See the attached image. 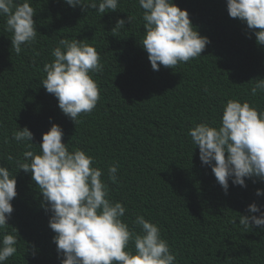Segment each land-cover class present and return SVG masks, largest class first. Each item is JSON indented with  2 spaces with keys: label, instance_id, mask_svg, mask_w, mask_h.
<instances>
[{
  "label": "trees",
  "instance_id": "1",
  "mask_svg": "<svg viewBox=\"0 0 264 264\" xmlns=\"http://www.w3.org/2000/svg\"><path fill=\"white\" fill-rule=\"evenodd\" d=\"M173 2L188 11L210 43L200 57L159 71L152 70L140 44L145 33L138 0H120L117 11L104 15L63 0H31L36 42L19 55L11 48L6 17L0 16V166L17 178L14 211L3 231L14 227L20 236L17 253L5 264H60L51 213L42 207L31 173L17 167L28 149L11 138L18 127H27L33 133L31 150L39 154L42 135L53 123L62 127L70 151H86L104 170L110 198L125 205L123 219L130 226L137 214L160 226L178 264H264V229L239 225L251 203L264 205V196L256 195L264 181L246 178L241 187L229 180L225 193L188 135L197 123H219L228 99L264 110V92L251 94L255 80L264 79V45L229 16L227 0ZM127 15L137 18L112 31ZM62 38L94 46L103 64L93 77L100 99L76 124L41 85L43 66L54 59L52 49ZM110 164L119 165L118 183L107 180Z\"/></svg>",
  "mask_w": 264,
  "mask_h": 264
},
{
  "label": "clouds",
  "instance_id": "2",
  "mask_svg": "<svg viewBox=\"0 0 264 264\" xmlns=\"http://www.w3.org/2000/svg\"><path fill=\"white\" fill-rule=\"evenodd\" d=\"M82 11L100 14L118 10L120 0H63ZM142 12L144 37L141 45L148 54L153 71L161 66L175 68L201 56L208 37L199 34L187 10L173 0H138ZM231 18H238L264 45V0H227ZM31 0H0V16L6 17V31L12 33L11 48L19 55L36 42L37 28ZM102 15V16H103ZM136 16L117 19L112 31L131 25ZM251 38V36H249ZM54 59L45 63L41 85L58 100V107L75 124L81 114H89L100 99L95 74L103 71L101 56L84 40L62 38L51 52ZM251 94L264 92V79L255 80ZM206 91V90H205ZM51 119V118H50ZM192 144L199 148L203 165L211 167L225 193L229 180L246 187V178L264 181V110L247 101L228 99L219 123L203 121L188 130ZM64 132L53 123L42 135L39 154L32 151L33 133L19 128L12 139L28 149L17 167L30 172L42 194L49 227L55 233L53 243L60 264H178L176 253L163 238L160 226L143 214H137L132 226L123 218L127 211L120 201L110 198L105 173L95 166V158L82 149L70 151L63 141ZM7 142V141H6ZM194 148V149H195ZM7 160L13 157L8 155ZM118 164L107 168V180L118 183ZM16 172L0 166V264L17 253L18 231L4 232L14 211L17 196ZM264 196V189L256 190ZM240 215L239 225L264 229V205L251 203ZM259 213V215H255ZM235 223V221H233Z\"/></svg>",
  "mask_w": 264,
  "mask_h": 264
}]
</instances>
